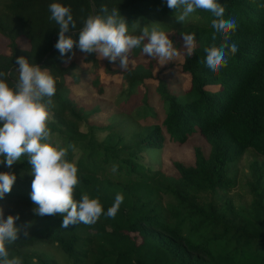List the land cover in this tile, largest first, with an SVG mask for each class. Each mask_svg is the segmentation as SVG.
<instances>
[{"label": "trees", "instance_id": "trees-1", "mask_svg": "<svg viewBox=\"0 0 264 264\" xmlns=\"http://www.w3.org/2000/svg\"><path fill=\"white\" fill-rule=\"evenodd\" d=\"M52 3L70 7L76 28L70 26L67 35L77 41L84 20L90 14L106 16L100 11L106 5L109 13L120 11L129 34L139 35L134 31L138 23L169 34L183 59L167 70L159 68L157 75L159 69L153 72L159 60L145 55L142 44L132 49L127 70L107 62L105 71L118 76L101 81L97 53L75 48V57L81 54L87 62L80 68L91 65L93 70L87 67L66 79L76 66L75 57L65 64L54 47L59 25L51 19ZM217 3L225 8L223 18L235 19L237 28L213 40L212 13L197 9L180 22L182 9H169L166 0H0V34L8 47L0 52V72H10L5 78L13 83L18 75L15 61L24 56L55 78L48 118L52 142L75 145L66 157L78 167L74 198L79 201L87 193L104 209L95 224L63 228L61 215L41 217L33 211L28 157L11 168L0 163V172L17 177L0 207L5 218L18 215L16 226H26L29 233L25 237L22 230L7 246L9 258L19 257L22 264H60L41 250L55 244L65 264H264V0ZM191 33L195 47L189 56L183 34ZM21 37L27 47L19 45ZM225 42L237 45L238 52L212 72L202 62L204 49ZM179 71L187 76L185 84L174 76ZM73 86L94 93L97 111L104 99L113 100L118 107L114 117L123 128L99 138L96 131L108 124L89 119L90 109L71 92ZM130 124L137 130L129 131ZM164 130L180 143L198 132L209 149L195 145L192 160L172 159L176 174L144 167L138 162L141 151L163 147ZM247 151L253 153L244 181L249 199L239 201L230 190L237 184L236 163ZM108 163L116 171L106 170ZM117 194L124 199L115 218H109L106 213Z\"/></svg>", "mask_w": 264, "mask_h": 264}, {"label": "clouds", "instance_id": "clouds-1", "mask_svg": "<svg viewBox=\"0 0 264 264\" xmlns=\"http://www.w3.org/2000/svg\"><path fill=\"white\" fill-rule=\"evenodd\" d=\"M169 9H182L177 16L178 21L184 22L197 9L212 13L211 20L214 30L212 39L217 34L227 35L237 28L235 19H224L225 8L217 0H166ZM51 19L59 25L58 40L54 45L60 53L63 63L68 64L75 57V48L81 52L97 53L100 59L107 58L110 62L120 60L121 70L129 68V55L134 48L143 44V53L152 59H158L161 65L173 61L179 55L169 34L156 27L134 28L139 35L129 34L126 20L120 11L113 8L109 13L106 5L100 11L106 16L89 15L79 30L78 41L67 35L76 23L70 7L61 3L49 5ZM184 49L192 56L195 47V34H183ZM206 56L202 61L212 72L226 66L227 57L235 55L238 47L235 44H222L220 47L204 49ZM71 53V55H68ZM18 73L13 83L5 78L11 73L0 72V156L4 157L7 167L28 157L31 165L30 199L35 205L36 215L63 217L62 227L80 223L95 224L104 209L98 198H90L85 193L79 201L74 193L79 184L78 167L66 157L69 148L75 151V145L61 147L52 142L51 131L48 128L49 109L53 106L52 97L56 93V80L47 68L30 63L29 59L20 56L15 61ZM166 132V131H165ZM164 132V134H165ZM173 140V139H172ZM178 142V141H176ZM116 171V168H113ZM17 177L11 172H0V199L12 191ZM124 197L117 194L115 201L107 210V217L115 218ZM19 216L8 215L5 218L4 209L0 207V264H22L19 257L9 258L8 245L18 239L23 230L25 237L29 235L26 226L17 227Z\"/></svg>", "mask_w": 264, "mask_h": 264}, {"label": "rangeland", "instance_id": "rangeland-1", "mask_svg": "<svg viewBox=\"0 0 264 264\" xmlns=\"http://www.w3.org/2000/svg\"><path fill=\"white\" fill-rule=\"evenodd\" d=\"M18 43L22 47H27L29 44L24 38H19ZM7 39L0 34V52H7ZM97 57L99 59V68L98 73L99 77L103 74V78L105 80L110 78V74L104 69V65L108 62L109 66L115 68H120V60L119 58L115 62H110L107 58L100 59L98 54ZM183 59L182 55L176 56L173 61L165 62L166 64L161 65L158 61V65L156 66L153 73H155L159 68L167 70L172 65H177L180 60ZM76 66L72 69H70L69 73L66 75V79H71L72 74L75 72H80L81 70H86L87 67L89 70H93L91 65H87L84 68H80L82 65H86L87 62L83 60V56H76L74 58ZM132 64V61L129 59V66ZM160 69L159 73L160 74ZM97 71V70H96ZM85 76H90L89 73H84ZM118 75H116L115 78H117ZM174 76L179 77L182 79V83L185 84L187 81V76L182 72H177ZM71 92L74 93L77 97V99L83 103L86 108L90 109L89 113V119L94 120L97 124L107 125L108 127H104L103 129L97 130L96 134L99 138L104 137L106 134H108V131L111 129H114V131H119L118 128L122 127V123H117L116 120H121L118 116L114 117L115 112L114 109H118L117 105H115L114 101L106 98L104 99V105L100 107V110L97 111L93 106V102L96 99L93 93H88V91L80 90L79 88H76L75 86L72 87ZM97 111V113H96ZM49 117H51V111H49ZM140 121V119H139ZM81 130L86 129V125L84 123L79 124ZM137 130L136 126L133 124L129 125V131ZM165 131V130H164ZM126 132V130H125ZM127 133V132H126ZM129 135V134H128ZM166 135V142L165 145L161 148H151L147 149V151H141L140 155L141 157L138 158V162L142 164L144 167H150L151 169L155 168H161L171 174H176L177 170L173 166L171 160L172 159H180V158H186L185 160H191L193 159V146L195 145H201L205 151L209 149L208 143L203 139L202 135L198 132L193 133L188 137V139L185 142H176L172 140L167 132H165ZM253 158V153L251 151H247L243 154V156L239 159V161L236 163V177H237V184L231 188L230 192L234 195L236 200L239 201H246L249 199V195L245 191L244 181L246 178V175L248 174V162ZM113 168V165L108 163L105 167L106 170H110ZM41 250H46L48 253H50L60 264H65L64 261V254L63 251L56 246L55 244H47L42 245Z\"/></svg>", "mask_w": 264, "mask_h": 264}, {"label": "crops", "instance_id": "crops-1", "mask_svg": "<svg viewBox=\"0 0 264 264\" xmlns=\"http://www.w3.org/2000/svg\"><path fill=\"white\" fill-rule=\"evenodd\" d=\"M77 56H82L81 54H78ZM116 75H118V73H116V74H110V78H115L116 77ZM100 80L101 81H104L105 79L103 78V74L102 75H100ZM108 80V79H107ZM184 84V83H183ZM215 85H209L208 87H210V88H213ZM141 121V120H140ZM142 122V121H141Z\"/></svg>", "mask_w": 264, "mask_h": 264}]
</instances>
